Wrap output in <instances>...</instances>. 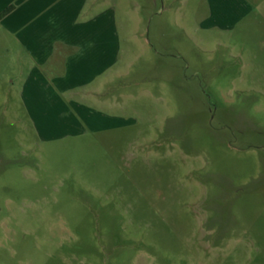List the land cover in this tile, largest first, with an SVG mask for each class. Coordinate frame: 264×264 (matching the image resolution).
<instances>
[{
	"label": "rangeland",
	"instance_id": "obj_1",
	"mask_svg": "<svg viewBox=\"0 0 264 264\" xmlns=\"http://www.w3.org/2000/svg\"><path fill=\"white\" fill-rule=\"evenodd\" d=\"M66 2L0 0V264H264V0H84L42 62Z\"/></svg>",
	"mask_w": 264,
	"mask_h": 264
},
{
	"label": "crops",
	"instance_id": "obj_2",
	"mask_svg": "<svg viewBox=\"0 0 264 264\" xmlns=\"http://www.w3.org/2000/svg\"><path fill=\"white\" fill-rule=\"evenodd\" d=\"M83 2L84 0H68V2L64 3V5H60L57 9H54L50 13L46 14L45 18L37 22L35 21L34 23L31 24L32 30L31 32H29L30 35L28 38L31 40V42H33V39L39 40V42L43 41L42 46L44 48H40V49L37 48V50L33 49L34 53L44 52V54H46L45 57H40L42 58V62L45 63L46 61L48 62V59H50L53 55H55L54 53L56 51L57 54L58 51L59 54L63 52V49H60L59 44L69 45L71 44L70 43L71 41H73L72 43H75L77 41L81 42V40H84V42L85 41L90 42L93 38H98V35H100L99 34L100 26H96V25L100 23L99 16H97L98 17L97 20L93 19V20L85 21L81 24L75 22L76 20L74 21L76 14L80 12V8L83 7L84 5ZM14 10H16V7L12 11ZM65 16H67L68 19H72L74 23L70 21V24H67L65 21L66 19L64 18ZM106 18L108 19V17ZM94 21H95L96 32L94 30V26H92ZM108 21H105L103 26L107 27L109 25ZM79 44L80 43H78L77 45ZM74 46L76 47V45ZM58 48L60 50H58ZM80 48L81 50L83 49L82 46H80ZM63 55L64 54H61V56ZM88 55L91 54L74 55L72 57L74 58L72 64L75 65L74 64L75 61H78L79 59H83V57Z\"/></svg>",
	"mask_w": 264,
	"mask_h": 264
},
{
	"label": "trees",
	"instance_id": "obj_3",
	"mask_svg": "<svg viewBox=\"0 0 264 264\" xmlns=\"http://www.w3.org/2000/svg\"><path fill=\"white\" fill-rule=\"evenodd\" d=\"M15 8L14 5H11L10 7H8L6 10H4L1 14H0V19H2L3 17H5L6 15H8L13 9Z\"/></svg>",
	"mask_w": 264,
	"mask_h": 264
}]
</instances>
